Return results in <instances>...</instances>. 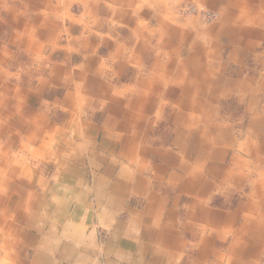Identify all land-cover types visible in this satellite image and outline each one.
Masks as SVG:
<instances>
[{
	"label": "crops",
	"instance_id": "0c3cea01",
	"mask_svg": "<svg viewBox=\"0 0 264 264\" xmlns=\"http://www.w3.org/2000/svg\"><path fill=\"white\" fill-rule=\"evenodd\" d=\"M56 1L0 0V264H264V36L245 28L264 29V0H210L223 16L209 31L213 49L184 59L191 36L167 19L176 0H159L152 14L148 0H110L121 12L101 18L103 0H82L75 22L84 25L63 30L80 53L76 82L70 56L56 52L67 0ZM110 14L131 30L107 55L117 82L91 54L87 21L102 27ZM35 36L53 47L49 55ZM29 73L38 78L26 105L10 84ZM60 84L71 88L63 98L42 99ZM233 96L245 111H220ZM109 98L97 124L90 112ZM58 104L69 111H54ZM163 115L170 127L157 151L149 143ZM49 165L66 185L50 184Z\"/></svg>",
	"mask_w": 264,
	"mask_h": 264
},
{
	"label": "rangeland",
	"instance_id": "374dc122",
	"mask_svg": "<svg viewBox=\"0 0 264 264\" xmlns=\"http://www.w3.org/2000/svg\"><path fill=\"white\" fill-rule=\"evenodd\" d=\"M61 0H59L60 2ZM91 1V0H86V2ZM150 1V2H148ZM146 3H144V11L145 8H150L151 10V14L152 13H156V8H155V3L158 2L159 0H148ZM259 0H252L253 4L255 5ZM104 3H102L103 5L101 6V10L98 9L97 14H98V18L104 17L106 12H109V10H111V8H115L117 9V12H121V6L120 4H114L112 3L110 0H103ZM110 2V3H109ZM203 4H205L206 6H203V9H200V5L198 4V2H196V0H176V1H171L169 3V7H170V11L169 14L167 15V19L172 20V24L174 26L177 27V29L181 32L185 31L187 33V35H190L191 38L187 39L186 42L183 46V55H182V59L186 58L188 54H191V52L194 51V48L198 49L200 48H206L209 51L213 49V45L215 44V39L213 38V35L209 32L212 31L214 29H218V26L221 24V20H222V13L220 12L219 8H216L213 6V3L210 0H201L199 1ZM112 3V5H111ZM58 4V0L54 3V5ZM58 6V5H57ZM141 6V4H139V7ZM127 11L129 13H132V11L130 9H127ZM26 12V11H25ZM40 11H34L33 13H31L30 16H32V18L40 15L39 14ZM61 12V18H60V36H59V46L56 49V52L58 55H64V54H68L70 56V59L72 60L71 64H70V69L73 72V77H74V82L75 81V76H74V72L79 73L80 71L77 70V67H79L80 62H79V57H80V53L75 52L74 50H72L69 47V40L70 37L69 35L64 32L63 30L66 28H74V27H82L84 24L83 22H75L76 19L80 20L81 17L84 15L85 11H84V5L82 4V0H67V4L66 7L64 9L60 10ZM64 12H67L64 14ZM27 14L21 15L22 18H28L26 17ZM44 16V15H41ZM112 15L110 14L109 16H107L108 19H110L111 22H104L102 24V27H97L96 25H93V21L95 19L92 18H88L87 17V21L89 24V27L92 31V35L90 34V38L92 39L93 44L95 45V47L93 48V50L91 51V54H94L95 50H97V52H99L98 55H100L102 58H104V61L102 60L99 65H103V64H107L109 66V71L107 72V75H112L113 78H115L114 81L117 82L118 80V74H117V67L114 61H111L108 59V54L110 52H113L118 46H123L124 44H127L125 38L128 34L131 33V30H129V26L130 25H123V23L120 21V19H117L116 17H114L112 19ZM143 17V16H142ZM157 18L159 19V17L157 16ZM148 20H145V17H143V19L141 20V23L144 24L147 28H148ZM153 22V20H152ZM151 22V23H152ZM159 22V20H158ZM154 23H156V21H154ZM153 24V23H152ZM234 27L236 25H233ZM144 27V29L146 28ZM243 27H245L243 25ZM247 30H255L258 29L259 33L261 34V38L262 35L264 36V29H260V28H256V27H245ZM41 30V29H40ZM147 31V36L148 35V31ZM208 31V32H207ZM200 33L198 35V38L196 37V34ZM204 33H208V36H204ZM154 38H156L157 40V36H152ZM195 38H197L196 40H194ZM261 38L259 37V40H261ZM35 40H40L43 41L41 38H39V36H35ZM189 40V41H188ZM44 42V48L46 50V54L49 55L53 49V47H51V45L48 42ZM155 46L157 44V41L154 42ZM225 44V42H223ZM260 47L261 50H264V40L260 41ZM223 55L227 56V48L223 49ZM115 52V51H114ZM95 55V54H94ZM121 59H124V57H121ZM226 60V59H225ZM26 63V67L27 68H32L30 61H24ZM54 64V61H51L49 63H43L44 69H45V73L46 75H49L51 73V68ZM254 61L252 60V58L249 61H246L245 66L249 69H251L252 67L250 65H254ZM176 64H173L171 67L172 70H174L176 72ZM112 67V68H111ZM254 67H256L254 65ZM253 69V68H252ZM130 70L133 71L134 68L130 67ZM146 71H149V69H146ZM91 75H93V72L90 73ZM33 75H31V73H29L28 75H25V77L23 78V80H19L17 81V79L12 80V84L11 85V92L12 95H14L15 91L18 89V87L20 86L22 88V91L25 93V97L27 98V102L26 105H30L31 103L29 102L31 99H29V97H35V86L37 85V81L36 78H38L37 76L32 78ZM33 81V82H32ZM32 82L31 85H29L28 83ZM127 84L129 82L125 81ZM116 85V84H115ZM19 87V88H20ZM56 90L55 94L53 96H51V98L49 97V94L47 93L45 96L42 95V99L46 100L48 102H54V99L57 98H63L66 94V92L68 90H71L70 87L64 85V84H60V85H56L53 86ZM163 89V88H162ZM167 90H173L174 89V80H170V82L168 83V86L166 88ZM150 96L156 97L158 98L159 94L158 93H149ZM261 98L263 99V103H264V94H262ZM32 101V100H31ZM33 102V101H32ZM37 102V101H36ZM166 102H169L168 104L171 105V101L170 100H166ZM236 102L237 99L233 97H231V99L227 100V101H223L224 105H226V108H224L223 110L220 111H245V107L246 106H241L240 108H236ZM110 105H113V103L111 102L110 98L105 102L104 107H99V106H95V111L90 112L93 113L94 115V121L98 124L101 123L102 119H104L103 114L105 113V111H107L108 107ZM170 105H167V107H165V110L163 111H170ZM52 106V105H51ZM243 108V109H242ZM52 109L54 111H69V109H64L63 107H61L59 104L56 106H52ZM49 110V109H48ZM155 111H158V109H156ZM36 112H42V113H46L47 115L50 113L49 111H36ZM155 112H153L151 114V119L154 122L155 121ZM166 120V116L163 115V118H161L158 123L154 124L153 127V136L150 140L149 145H151V147L153 149L158 150H162L161 148H163V146L166 144V141H164V137L166 135L165 130L168 129L170 127L169 124H167V120ZM98 141L102 139V137H98ZM143 145L144 140H143ZM169 148V147H168ZM174 151H176L175 149H173ZM232 154V151L230 152ZM148 160L150 159L151 162H155L154 161V157L153 155L147 158ZM157 163H160L157 162ZM55 165H49L47 166V173H46V177L47 180L50 181V184L53 185L54 183L56 185L58 184H62V185H66V182H58L57 183V178H55V175L58 174L59 171L57 167H54ZM90 180V176L88 177V181ZM62 181V180H61ZM57 194H59L57 192ZM222 200V198L220 199ZM188 202V201H187ZM183 204H187L186 202ZM214 206H217L216 204ZM228 210H233V207H229L226 208ZM227 239L230 240L229 238L232 237L231 235H227ZM231 241V240H230ZM229 241V242H230ZM229 242H223L221 244V247H223L222 249H226L228 246L227 244H229ZM31 255V253H30ZM27 257H29V255L27 254ZM30 258V257H29Z\"/></svg>",
	"mask_w": 264,
	"mask_h": 264
},
{
	"label": "bare ground",
	"instance_id": "6f19581e",
	"mask_svg": "<svg viewBox=\"0 0 264 264\" xmlns=\"http://www.w3.org/2000/svg\"><path fill=\"white\" fill-rule=\"evenodd\" d=\"M200 9H203V7H200ZM6 172H7V171H6ZM10 202H11V201H10ZM10 202H9V203H10ZM13 204H14V203H13ZM10 205H11V204H10ZM1 217H2V216H1Z\"/></svg>",
	"mask_w": 264,
	"mask_h": 264
}]
</instances>
